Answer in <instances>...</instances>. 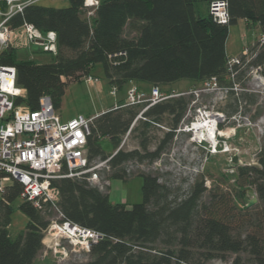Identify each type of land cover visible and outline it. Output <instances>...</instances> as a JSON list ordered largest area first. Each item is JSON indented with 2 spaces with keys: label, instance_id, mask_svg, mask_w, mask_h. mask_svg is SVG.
<instances>
[{
  "label": "trees",
  "instance_id": "trees-1",
  "mask_svg": "<svg viewBox=\"0 0 264 264\" xmlns=\"http://www.w3.org/2000/svg\"><path fill=\"white\" fill-rule=\"evenodd\" d=\"M82 1L67 0L64 7L33 4L13 18V25L25 20L43 32L54 30L58 46L54 59L43 63L19 60L13 48L0 53V64L16 67V84L26 91L17 103L36 109L40 96L48 94L58 110L66 86L89 75L95 64L102 65L109 85L117 90L128 81L162 88L180 79L200 82L215 77L219 86L232 92L238 64L228 69L229 26L244 19L248 27L257 25L264 37V0H226V24L210 15L212 0H101L90 20ZM197 4L204 5V14ZM249 49V65L264 76V42L258 40ZM247 57L241 53L239 58L244 62ZM189 95L169 96L147 108L139 124L147 127L167 114L171 127L153 150H148L146 138L140 142L141 150L118 149L108 162L111 170L106 178L126 181L121 164L159 156L187 110ZM123 104L93 118L87 139L89 161L110 154L102 149L101 138L107 137L115 150L130 128L137 104ZM235 171L234 197L241 199L244 189L254 187L262 203L242 204L237 224L226 192L219 191L220 184L207 188L203 178L195 180L184 197L169 199V189L155 175L139 173L142 200L130 205L112 202L107 192L83 178L54 180L65 219L103 234L91 245L89 259L72 264H205L215 257L225 259L228 253L234 254L231 264H264V135L256 164L238 165ZM21 189L12 181L0 200V264H33L43 247L42 232L52 212L49 204L39 210L20 199L17 207L27 217L25 229L16 236L8 230ZM204 193L208 201L202 200Z\"/></svg>",
  "mask_w": 264,
  "mask_h": 264
},
{
  "label": "rangeland",
  "instance_id": "rangeland-1",
  "mask_svg": "<svg viewBox=\"0 0 264 264\" xmlns=\"http://www.w3.org/2000/svg\"><path fill=\"white\" fill-rule=\"evenodd\" d=\"M39 4L53 6V4H49V0H42ZM197 7L202 14L205 13L203 4H197ZM260 36L261 32L257 25L248 27L246 22L237 20L229 26L225 41L226 53L229 56L235 55L233 57L239 58L243 50L246 49V56H248L244 62L240 61L238 69L234 72L232 92L221 86L214 90L204 91L202 89L206 80L193 82L188 79H180L170 83L169 86L160 88L164 94L170 90L176 93L185 92L186 96L191 93L187 110L174 130L173 136L165 142L159 156L153 160L132 158L120 165L125 169L127 180L120 183L121 189L118 195L113 196L111 194V201L119 202L118 200L122 199V202L127 205L140 202L142 200V177L138 175L139 173L155 175L159 182L169 189V199L184 197L192 183L203 178L207 188L220 184L219 191L226 192L228 206L233 208L232 213L235 214L233 220L237 224L239 209L242 204L247 203L250 196L245 194L241 199L234 197L233 188H236L235 169L238 165L256 164V154L260 149L264 135V76L258 67L248 63L251 54L249 48L260 39ZM38 51L39 48L33 46L17 49V59L32 60L37 63L50 62L54 59L53 54ZM89 75L97 79L94 85H90L81 79L70 82L66 86L60 105V112L63 117L77 114L87 116L113 104L122 97L121 102L125 101L127 86L123 85L121 89H116L113 93L110 92L112 86L105 78L101 64L92 66ZM143 106L144 104H137V115ZM217 112L221 113L223 118L222 127L218 126L222 136L218 138L217 146L214 148V144L207 139L205 140V137H201L199 142V137H196L189 128L191 122L203 117L207 118ZM143 118L142 115L136 121H132L130 128L137 127V129L130 130V132L128 129L122 135L118 147L123 150L134 148L141 150L140 142L146 138L148 150H153L171 127V117L167 114L162 116L161 121L152 122L147 127L139 124ZM100 144L106 153L111 154L116 150H113V145L107 137L101 138ZM234 155L237 156L236 162L231 161ZM96 160L98 159L96 158ZM110 170V167L109 169L102 167L101 176L106 179ZM224 177L227 179L225 182L223 181ZM110 180L102 188H96L109 194L111 190ZM118 182L115 181L113 185ZM256 198L257 201L253 206L261 205L257 193ZM202 200H209L207 193L203 194ZM20 201L18 198L13 204L14 210L8 226L12 236L21 233L27 223L26 215L17 207ZM54 216L55 213L52 211L47 218L51 219ZM233 256L234 254L228 253L225 259L215 257L206 261L205 264H231ZM87 259H89L88 252H71L69 259L59 264H72ZM33 264L58 263H56L52 252L43 244Z\"/></svg>",
  "mask_w": 264,
  "mask_h": 264
},
{
  "label": "built area",
  "instance_id": "built-area-1",
  "mask_svg": "<svg viewBox=\"0 0 264 264\" xmlns=\"http://www.w3.org/2000/svg\"><path fill=\"white\" fill-rule=\"evenodd\" d=\"M41 1L0 0V53L6 48L17 50L31 46L38 47V52L57 53V33L54 30L43 32L25 20L17 25L12 24L13 18L22 15L27 6ZM100 1H82L88 20L95 16ZM208 9L218 23H228L226 0H212ZM259 40L264 42V37L260 36ZM242 53L246 55V49ZM240 61L238 57H230L228 69L231 70ZM82 80L90 85L97 81L90 75L82 77ZM204 85V91L219 88L215 77L207 79ZM115 90L112 87L110 92ZM25 94V89L16 84V67L0 64V194L2 197L7 186L17 181L22 185L19 199L31 202L39 210L49 204L55 216L43 229L41 241L59 264L69 259L71 252H89L91 245L102 239L103 234L65 219L58 206L59 189L53 181L62 177H78L85 179L92 187L102 188L109 183V179L101 176V168L109 169L108 162L120 147L103 160L89 161L87 139L95 116L77 114L63 120L48 94L40 96L36 109L16 102ZM178 94L186 93L164 94L159 86H151L149 91H145L130 81L123 105L144 104L134 119L136 121L150 106ZM220 114L216 113L214 148L222 136L218 129V123L223 122Z\"/></svg>",
  "mask_w": 264,
  "mask_h": 264
},
{
  "label": "crops",
  "instance_id": "crops-1",
  "mask_svg": "<svg viewBox=\"0 0 264 264\" xmlns=\"http://www.w3.org/2000/svg\"><path fill=\"white\" fill-rule=\"evenodd\" d=\"M49 4H53V7H63V6H67L68 5V2H67V0H49ZM238 20H241V21H244L245 22V20L244 19H238ZM233 56H235V55H231V57H233ZM129 84H130V81H128V82H126V83H124L123 85L124 86H129ZM91 85H94V83L93 84H91ZM138 85L140 86V88L141 89H143V90H145V91H149V89L151 88V84H149V83H143V82H139L138 83ZM166 86H169V85H166ZM127 87H126V89H127ZM126 96V95H125ZM123 98V97H122ZM122 98H120V99H118L116 102H114L113 104H111V105H109V106H106V107H103L101 110H99V111H96V112H94V113H92V114H89V115H87V116H97L98 114H100V113H102V112H104V111H106V110H108V109H111V108H113V107H117V105H118V103L119 102H121L122 101ZM60 109H61V106H60V108L57 110L58 111V113L60 114V117L63 119V120H67V119H69V118H71V117H73V116H75V115H67V116H65V117H63L62 116V114H61V112H60ZM115 181H119L117 184H114L113 185V183L115 182ZM123 181H121V180H117V179H112V180H110V187H111V190L109 191V197H111V194H113V196H116V195H118V192L120 191V189H121V184L120 183H122ZM111 200V199H110ZM119 202H121V203H124V202H122V199H120V200H118ZM113 202V201H112ZM117 202V201H116ZM126 204V203H125ZM11 234V233H10Z\"/></svg>",
  "mask_w": 264,
  "mask_h": 264
},
{
  "label": "bare ground",
  "instance_id": "bare-ground-1",
  "mask_svg": "<svg viewBox=\"0 0 264 264\" xmlns=\"http://www.w3.org/2000/svg\"><path fill=\"white\" fill-rule=\"evenodd\" d=\"M216 117H217L216 114H212L207 118L203 117L197 119L195 122L192 123L189 129L195 133L196 137L199 138L205 137V140L207 139L208 141H211L214 144L215 143L214 136L216 134V130H215Z\"/></svg>",
  "mask_w": 264,
  "mask_h": 264
},
{
  "label": "water",
  "instance_id": "water-1",
  "mask_svg": "<svg viewBox=\"0 0 264 264\" xmlns=\"http://www.w3.org/2000/svg\"><path fill=\"white\" fill-rule=\"evenodd\" d=\"M236 160H237V156L234 155L231 161L236 162ZM243 191L246 192L248 196H250V198L248 199L246 203V207H251L257 201L256 192L253 188H247V189H244Z\"/></svg>",
  "mask_w": 264,
  "mask_h": 264
}]
</instances>
